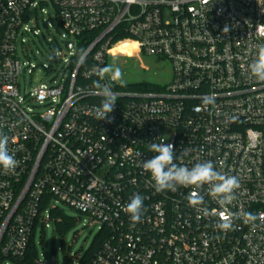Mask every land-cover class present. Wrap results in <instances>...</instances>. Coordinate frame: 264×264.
I'll use <instances>...</instances> for the list:
<instances>
[{
	"label": "built area",
	"instance_id": "2783aa9c",
	"mask_svg": "<svg viewBox=\"0 0 264 264\" xmlns=\"http://www.w3.org/2000/svg\"><path fill=\"white\" fill-rule=\"evenodd\" d=\"M49 3L57 23L43 17L45 26L60 25V43L73 48L66 45L69 57L55 53L63 68L52 84L23 95L19 79L35 66L18 55L19 39L30 58L22 37L41 32L30 10L44 15ZM257 25L264 0H0V133L18 161L14 171L0 169L1 264L26 255L58 202L99 224L85 264H264V82L248 68L264 43ZM126 37L144 54L166 57L172 78L134 89L105 76L118 99L99 120L95 70ZM82 39L90 42L77 57ZM159 141L174 145L177 163L212 161L238 179L230 229L218 227L222 209L209 185L198 189L208 216L189 206L192 187L155 191L143 161ZM135 194L144 197L138 223L125 211Z\"/></svg>",
	"mask_w": 264,
	"mask_h": 264
},
{
	"label": "rangeland",
	"instance_id": "374dc122",
	"mask_svg": "<svg viewBox=\"0 0 264 264\" xmlns=\"http://www.w3.org/2000/svg\"><path fill=\"white\" fill-rule=\"evenodd\" d=\"M44 8L49 14L42 15L38 12L36 15L33 8L30 10V19L32 22L37 21L42 33L40 32L38 36L30 33L22 37L31 57H26L20 39L17 47L21 59L30 60L35 66L31 72L28 69L25 76L22 75L19 79L20 92L23 95L27 94L32 86L41 83L52 84V78L63 68L62 62H59L55 56L56 52H60L62 57L70 56L68 47L60 43L62 34L66 33V30L60 25L45 26L43 22L44 17L46 21L57 23L53 5L49 3ZM43 65L48 66V73ZM108 65L119 67L122 78L118 80L127 84H166L172 78V66L166 57L144 54L130 37L116 41L110 52ZM170 134L169 130L166 138H169ZM56 205L74 220L65 227H59L53 218L45 222L44 229L41 221L37 224L34 243L38 258L45 263H50L54 259L55 263L52 264H73L93 245L98 235L99 224L67 204L58 202ZM5 262L16 264L11 259H6Z\"/></svg>",
	"mask_w": 264,
	"mask_h": 264
},
{
	"label": "clouds",
	"instance_id": "9594fccd",
	"mask_svg": "<svg viewBox=\"0 0 264 264\" xmlns=\"http://www.w3.org/2000/svg\"><path fill=\"white\" fill-rule=\"evenodd\" d=\"M264 25H257V30ZM230 31L229 26H225L223 32ZM250 77L257 82H264V43L258 46L256 58L249 64ZM100 76V80L93 81V85L98 89V95L103 99L97 109L99 120L106 119L114 111L117 102V95L113 92L109 84L101 83L105 76H109L112 81L122 78V71L119 67L112 65L104 66L95 70ZM111 123V120L108 121ZM149 151L155 153L153 158L143 161V171L150 174L156 192L175 191L178 186L192 187L187 199L190 207L197 208L204 216L213 214L204 205V197L198 189L204 185H209L208 194L221 206L219 213L220 229H230L232 227V213L228 212L227 205L235 199L234 192L239 188V181L235 176L218 171L212 161L196 163L188 167L176 161L180 158L174 151V145L165 144L164 141L153 142L148 145ZM18 166L13 153L9 151V137L0 133V169L5 172L14 171ZM144 210V197L135 194L126 205L125 211L129 214L133 223L141 222ZM214 211V210H213ZM247 221H252L255 216L252 213L245 214Z\"/></svg>",
	"mask_w": 264,
	"mask_h": 264
},
{
	"label": "trees",
	"instance_id": "16d2710c",
	"mask_svg": "<svg viewBox=\"0 0 264 264\" xmlns=\"http://www.w3.org/2000/svg\"><path fill=\"white\" fill-rule=\"evenodd\" d=\"M89 42H90L89 40L86 41L82 39L79 45V51H78L77 57H79L86 50ZM86 60H90V56H88ZM130 85H131V88H134V89H147V88L153 87V83H137V84H130ZM50 217L51 219L53 218L57 222L59 227H65L66 225L70 224V222L74 220V218L68 216L65 213V211L59 208L58 206L55 208H50ZM42 227L44 229V226ZM34 233H35V230L32 233V236L30 238L26 255L20 260L11 259L12 261L16 262V264H36V259L38 258V252H37V248L34 243ZM98 235L95 237L94 243L91 246V248L88 249L84 255L78 258L80 264L87 263L94 255L97 249V245L99 243V240H97Z\"/></svg>",
	"mask_w": 264,
	"mask_h": 264
},
{
	"label": "water",
	"instance_id": "95a60500",
	"mask_svg": "<svg viewBox=\"0 0 264 264\" xmlns=\"http://www.w3.org/2000/svg\"><path fill=\"white\" fill-rule=\"evenodd\" d=\"M63 43L65 44V45H68L70 48H73V41L72 40H70V41H63Z\"/></svg>",
	"mask_w": 264,
	"mask_h": 264
}]
</instances>
